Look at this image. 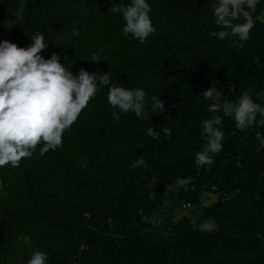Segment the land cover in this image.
<instances>
[{"label": "trees", "instance_id": "16d2710c", "mask_svg": "<svg viewBox=\"0 0 264 264\" xmlns=\"http://www.w3.org/2000/svg\"><path fill=\"white\" fill-rule=\"evenodd\" d=\"M148 2L156 31L141 44L123 36L111 0H0V28L9 23L17 46L39 31L48 41L42 55L56 52L74 74L99 53L96 70L109 72L110 83L142 87L165 103L149 122L121 113L115 123L104 88L62 147L40 156L38 145L32 158L0 168V264H23L33 248L48 252V264H264V125L238 131L225 117L224 149L210 167L194 163L205 143L200 121L210 115L203 91L213 85L233 100L252 87L264 103V3L237 50L209 36L220 30L214 0ZM137 156L146 168L131 167ZM177 177H192L187 190ZM207 218L216 230L198 232Z\"/></svg>", "mask_w": 264, "mask_h": 264}, {"label": "clouds", "instance_id": "9594fccd", "mask_svg": "<svg viewBox=\"0 0 264 264\" xmlns=\"http://www.w3.org/2000/svg\"><path fill=\"white\" fill-rule=\"evenodd\" d=\"M262 3L264 0H214L212 22L220 30L210 31L209 36L221 41L228 39L237 50L243 48L255 27L257 7ZM151 10L148 0H130L128 4H113L109 12L122 15L125 38L131 36L143 44L156 31ZM72 35L79 33L73 29ZM29 40L26 47L0 40V168L17 167L22 160L32 158L38 145L40 156L62 147L65 131L71 129L97 92L104 88H107L106 100L115 123L121 121V113H132L137 119L149 122L150 113L164 112L165 103L159 96L147 97L142 87L112 84L109 72H89L80 67L74 74L61 63V56L56 52L45 58L42 52L48 47V41L41 32H35ZM98 55L93 53V63ZM253 91L249 87L229 100L211 85L200 95L210 101L205 109L210 115L200 121L205 143L195 153L197 169L210 167L214 155L224 149L225 117L230 118L238 131L258 123L264 125V103L254 100ZM162 131L165 137H171L170 128L165 126ZM146 134L154 140L159 138L152 126L146 129ZM131 167L146 168L145 158L137 156ZM191 182L192 177L175 180L176 186L185 190ZM216 227L212 218L196 224L200 233L210 234ZM20 239L29 244L28 237ZM48 260L47 251L33 248L23 264H48Z\"/></svg>", "mask_w": 264, "mask_h": 264}, {"label": "rangeland", "instance_id": "374dc122", "mask_svg": "<svg viewBox=\"0 0 264 264\" xmlns=\"http://www.w3.org/2000/svg\"><path fill=\"white\" fill-rule=\"evenodd\" d=\"M111 2H112V5L120 3L119 0H111ZM115 15H118V14L115 12ZM260 20L264 24V11L260 15ZM0 40H8L9 42H14L15 43V41L12 40L11 35L9 33V23H6L5 25H3L0 28ZM92 55L88 56L87 60L85 61V63L82 66L89 72L98 71V70H96L97 60L93 63V61L91 60ZM45 154H47V153H45ZM153 188H155V185H153ZM153 190L154 191H153L152 194H155V189H153ZM30 191H31V193L35 194V196H36L35 199L38 200L39 199L38 196L36 195V193H34V191H35V179L34 178H32L31 181H30ZM151 221L154 224H158L159 221H160L159 220V216L156 214V216H154L151 219Z\"/></svg>", "mask_w": 264, "mask_h": 264}, {"label": "built area", "instance_id": "2783aa9c", "mask_svg": "<svg viewBox=\"0 0 264 264\" xmlns=\"http://www.w3.org/2000/svg\"><path fill=\"white\" fill-rule=\"evenodd\" d=\"M209 203L215 202V197H210V200L208 201ZM190 207V206H189Z\"/></svg>", "mask_w": 264, "mask_h": 264}, {"label": "water", "instance_id": "95a60500", "mask_svg": "<svg viewBox=\"0 0 264 264\" xmlns=\"http://www.w3.org/2000/svg\"><path fill=\"white\" fill-rule=\"evenodd\" d=\"M242 163H244V161H242ZM222 205V200H218V204H217V207H220Z\"/></svg>", "mask_w": 264, "mask_h": 264}]
</instances>
